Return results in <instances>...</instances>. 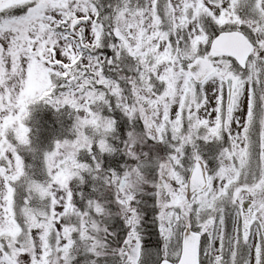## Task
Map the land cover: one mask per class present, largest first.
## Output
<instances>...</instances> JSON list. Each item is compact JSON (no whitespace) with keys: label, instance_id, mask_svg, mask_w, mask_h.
Listing matches in <instances>:
<instances>
[{"label":"snow or ice","instance_id":"snow-or-ice-1","mask_svg":"<svg viewBox=\"0 0 264 264\" xmlns=\"http://www.w3.org/2000/svg\"><path fill=\"white\" fill-rule=\"evenodd\" d=\"M146 255L264 264V0H0V264Z\"/></svg>","mask_w":264,"mask_h":264},{"label":"trees","instance_id":"trees-1","mask_svg":"<svg viewBox=\"0 0 264 264\" xmlns=\"http://www.w3.org/2000/svg\"><path fill=\"white\" fill-rule=\"evenodd\" d=\"M104 2L107 3L108 0H104ZM66 116L69 115L64 114V110L62 109L57 112V110L50 105L37 106L36 110L33 112L32 119H30L28 123L32 127L33 143L39 147L41 152L53 149L57 139L71 138L69 135V126L72 120L71 117L66 118ZM26 159L28 163H33L31 156H26ZM214 164L215 161L210 163V165ZM42 169V161L37 160V173L42 175ZM153 239H155V237H153ZM108 264H119V257L110 258ZM153 264H155V262Z\"/></svg>","mask_w":264,"mask_h":264},{"label":"rangeland","instance_id":"rangeland-1","mask_svg":"<svg viewBox=\"0 0 264 264\" xmlns=\"http://www.w3.org/2000/svg\"><path fill=\"white\" fill-rule=\"evenodd\" d=\"M106 11H107V9H106ZM62 110H64V114H68L69 115V116H66V118L71 117L72 121H71L70 126H69V129H70L69 130V135L72 138V136H73L72 126H73V124L75 122L74 116L72 115L73 110L70 108V106H65V108H63ZM225 146H226V144L224 142L218 141V140H216V141H208V142L201 141V154L207 160L210 169H215V168L218 167V164H219V159H218L219 158V153L222 150V148L225 147ZM214 161H215V164L217 163L216 166L210 165V163H212ZM146 247L154 248L155 245H152V246L148 245ZM154 262H155V257L154 256L146 255L143 258V264H150V263L153 264Z\"/></svg>","mask_w":264,"mask_h":264}]
</instances>
